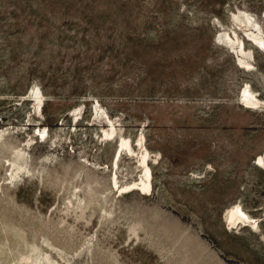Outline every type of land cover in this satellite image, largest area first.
Segmentation results:
<instances>
[{
    "label": "rangeland",
    "instance_id": "obj_1",
    "mask_svg": "<svg viewBox=\"0 0 264 264\" xmlns=\"http://www.w3.org/2000/svg\"><path fill=\"white\" fill-rule=\"evenodd\" d=\"M253 30L264 0H0V264H264Z\"/></svg>",
    "mask_w": 264,
    "mask_h": 264
},
{
    "label": "bare ground",
    "instance_id": "obj_2",
    "mask_svg": "<svg viewBox=\"0 0 264 264\" xmlns=\"http://www.w3.org/2000/svg\"><path fill=\"white\" fill-rule=\"evenodd\" d=\"M241 15V14H240ZM236 17H238V19L240 20V17H239V13L238 14H235ZM245 18L243 20H246V22H248L250 25H254L256 24L255 21H253V19L249 16V15H244L242 16L241 18ZM237 19V18H236ZM243 22V21H241ZM245 23V22H244ZM248 24V25H249ZM249 25V26H250ZM251 25V27H252ZM248 27V26H246ZM245 27V28H246ZM254 28V27H253ZM256 28V27H255ZM259 29V28H258ZM232 35V34H231ZM231 35H228V34H223L221 35L222 36V39H224L226 42L230 43L229 46H232V48H234L238 53L239 52H242L243 54L246 53V48L244 47V42L241 41V43H237L239 40L238 38L234 39ZM235 35V34H234ZM252 36V38L258 42L259 44H261L262 46H264V38L260 36L259 33H257L256 31H252V33L250 34ZM224 40H222L223 42H225ZM238 45H237V44ZM227 44V43H226ZM240 54V53H239ZM245 55V54H244ZM238 56V55H237ZM241 59L240 61L242 62V58H239ZM244 63V62H242ZM250 68V67H249ZM41 90V89H40ZM40 90L38 89L37 91L33 89V93L35 95V97L37 98V101L39 102V105L41 107V104L43 102V94L40 92ZM242 96L244 97V101L246 100V102H249L251 103V105L253 103H257L259 101V97H257V95L254 93V91L249 88V86L246 88H244V91H243V94ZM35 98V99H36ZM243 101V103H244ZM245 102V103H246ZM244 103V104H245ZM248 104V103H247ZM245 104V105H247ZM258 105V103H257ZM39 107V108H40ZM97 107V106H96ZM101 107V106H100ZM100 107H98L97 109V113L100 112ZM81 108V107H80ZM104 111V110H103ZM106 117H107V121H109V123L111 124V128L112 130L108 133L112 136L115 135V133L117 132V127L115 126V124L113 123L112 119L107 115V113L104 111ZM100 114V113H99ZM101 115V114H100ZM106 132V130H105ZM109 135V136H110ZM138 144V143H137ZM139 145L141 147V157H140V160L143 164V167L145 168V176L144 177H141L140 180H137V181H133L131 182L130 184H127L126 186H119L120 189H123V188H128V187H133L134 189L137 188V189H142V190H150L152 191V187H153V182H152V169H151V166H150V163L148 161V158H149V155H150V152L148 150V147L146 146V143H145V137L142 135V137L139 139ZM120 149L117 150L116 152V155H115V159H116V165H118V162H119V159L122 155V150L124 147H126L130 153L132 152L133 154L136 152L135 148L133 147V144L131 142L130 139L128 138H122L121 142H120V145H119ZM118 160V161H117ZM257 163H263L264 164V155H261L258 157V161ZM114 181H115V184H117V173L114 174ZM126 190V189H125ZM122 191V190H121ZM124 191V190H123ZM122 191V192H123ZM147 192V191H146ZM122 194V193H121ZM227 219L228 221L230 220V222L235 223L237 221L239 222H242V221H249L251 223H254V225L256 226L257 223L255 218H253L250 214H248L244 208L238 204V205H234L232 208L228 209V212H227ZM248 223V222H247ZM237 224V223H236ZM234 226V224H233ZM254 226V227H255ZM253 227V226H252ZM256 228V227H255Z\"/></svg>",
    "mask_w": 264,
    "mask_h": 264
}]
</instances>
